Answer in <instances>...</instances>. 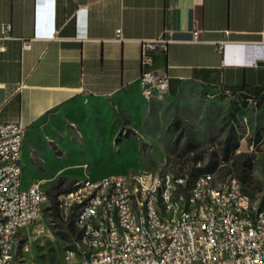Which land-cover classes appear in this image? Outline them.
Masks as SVG:
<instances>
[{
    "label": "crops",
    "instance_id": "0c3cea01",
    "mask_svg": "<svg viewBox=\"0 0 264 264\" xmlns=\"http://www.w3.org/2000/svg\"><path fill=\"white\" fill-rule=\"evenodd\" d=\"M4 24L11 37L0 39V122L29 128L76 96L141 90V44L158 41L151 53L170 76L166 97L195 87L233 98L240 124L261 116L248 139L239 134L259 151L235 153L264 158V0H0ZM45 29L53 36L34 37Z\"/></svg>",
    "mask_w": 264,
    "mask_h": 264
},
{
    "label": "built area",
    "instance_id": "2783aa9c",
    "mask_svg": "<svg viewBox=\"0 0 264 264\" xmlns=\"http://www.w3.org/2000/svg\"><path fill=\"white\" fill-rule=\"evenodd\" d=\"M77 16L86 30V17ZM10 30L2 25L0 39L10 38ZM42 35L53 33L34 37ZM157 42L141 44L139 84L148 99L169 90V74L154 67ZM25 130L22 122H0V264H20L18 235L49 201L39 183L23 181ZM58 198L77 231L64 250L68 264H264V190L254 201L233 175L218 179L216 170L192 167L112 173L80 179Z\"/></svg>",
    "mask_w": 264,
    "mask_h": 264
},
{
    "label": "rangeland",
    "instance_id": "374dc122",
    "mask_svg": "<svg viewBox=\"0 0 264 264\" xmlns=\"http://www.w3.org/2000/svg\"><path fill=\"white\" fill-rule=\"evenodd\" d=\"M235 110L233 98L195 87L177 98L148 99L140 89L104 98L76 96L26 128L23 181L39 183L49 192L59 177L64 189L80 179L112 173L210 169L230 133L238 137L244 132L248 139L261 123V116L253 123L245 115L240 124ZM239 149L259 151L243 140ZM214 170L218 179L239 178V167L222 159ZM251 176L254 185L240 181L255 201L264 190V158L252 162ZM49 204L18 235L20 264H68L64 250L76 241L71 219L55 220Z\"/></svg>",
    "mask_w": 264,
    "mask_h": 264
},
{
    "label": "trees",
    "instance_id": "16d2710c",
    "mask_svg": "<svg viewBox=\"0 0 264 264\" xmlns=\"http://www.w3.org/2000/svg\"><path fill=\"white\" fill-rule=\"evenodd\" d=\"M176 124L177 127L181 125L180 122H177ZM239 136L235 137L233 132L227 136V138L225 139L224 146L221 150V153H214L215 163L213 164V167H211L209 170H214L217 167L218 160L222 159L226 162H230L236 165L237 167H239L240 169L239 179H241L244 182V184L252 183L254 185L255 181L251 176V169L253 162L252 156H247L245 152H240L237 154L235 153V151L240 146ZM63 185H64V179L62 177H59L55 179V181L49 187L48 194H49L50 204L48 206V209L50 210V213L52 214L53 218H55V220L65 219L60 210L58 195L61 192L70 190L73 184H70L68 187L62 189ZM69 224L77 237L76 226L73 220H70Z\"/></svg>",
    "mask_w": 264,
    "mask_h": 264
}]
</instances>
